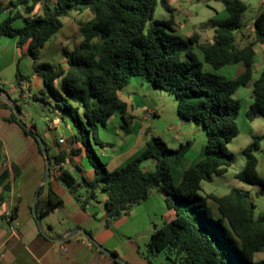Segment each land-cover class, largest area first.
<instances>
[{"label":"trees","instance_id":"obj_1","mask_svg":"<svg viewBox=\"0 0 264 264\" xmlns=\"http://www.w3.org/2000/svg\"><path fill=\"white\" fill-rule=\"evenodd\" d=\"M171 1L10 0L7 4L10 7L24 5L28 14L23 15L18 10L0 22V50L4 36L16 35L19 48L28 46L25 55L31 56L34 69L45 84L41 94L32 97L44 101V106L49 105L54 111L60 109V118L73 123L76 131L71 136V145L81 142L95 170L94 178L88 179L70 168L68 157L80 153V148L71 147L69 151L63 148L55 155L48 154V194L44 201L40 200L45 187L42 185L36 203L37 216L42 219L64 204L50 183L58 165L60 169L55 177L73 192L84 209L98 192L105 193L107 226L147 200L155 188L167 193L165 201L175 214L162 226L154 228L146 254L150 260L165 252L168 264H264V212L256 213L257 203L250 192L232 186L223 195L200 193L204 181H212L214 176L226 173L235 161L229 144L240 133L237 118L241 102L234 93L252 79L255 45L264 42V7L255 18L254 34L242 43L246 26L244 15L248 10L245 0H216L223 3L229 16L202 22V28L213 29V36L208 40H202L199 30H194L187 38L175 32L173 14L176 8ZM158 3L171 14L168 19H154ZM85 11H90L92 17L79 24L81 42L72 49L62 47L68 67L61 62L43 61L40 49L61 30L65 18L73 12ZM20 17H23V26L14 28L13 22ZM195 45L202 51L204 61L214 68L241 62L243 72L226 78L205 71L203 62L193 50ZM136 76L171 93L177 101L178 115L205 130L207 140L203 157L186 168L179 185L175 184L172 170L185 157L191 141L171 148L161 136L152 135L137 157L111 171L93 146L92 137L95 143L106 144L99 139L97 131L115 113L121 114L123 129L131 130L134 117L127 114V103L120 92ZM24 79L30 77L18 66L17 84L20 86ZM58 79L60 86L56 84ZM253 89L255 100L247 112L250 119L264 116V69L254 81ZM23 90L25 88L20 87L21 95ZM0 91L7 94L17 111L1 97L0 106L12 110V121L26 126L19 119L20 104L1 85ZM30 133L36 138L35 129H30ZM262 139L263 135H256L242 149L246 163L235 174L242 182L258 186L257 196H264V178L258 173L255 154ZM43 142L49 150L48 143L44 139ZM6 160L0 142V167ZM146 160L154 161L155 168H144L142 164ZM14 169L18 175L16 165ZM9 175L10 170L5 168L0 184ZM80 186L86 188L85 193H79ZM5 187L10 188V185ZM209 200L217 204L219 215L214 213ZM16 211L11 212L12 219Z\"/></svg>","mask_w":264,"mask_h":264},{"label":"crops","instance_id":"obj_2","mask_svg":"<svg viewBox=\"0 0 264 264\" xmlns=\"http://www.w3.org/2000/svg\"><path fill=\"white\" fill-rule=\"evenodd\" d=\"M245 1H249L247 4L248 9L251 10V15L247 19H245L244 15L246 26L242 32L243 37L241 36L242 43L246 41L247 36H252L254 34L255 18L261 13L264 7V0H258L257 4H252L250 0ZM0 8H2L0 12V22L5 19V13L13 14L18 11V9L4 4L2 0H0ZM23 8L25 9L24 5ZM21 13L23 15L28 14L26 11L25 13ZM175 26L176 24H174V27ZM63 27L58 32L59 34ZM193 32L190 31L187 33L191 35ZM17 41L18 36L16 35L4 36L2 38L0 50L1 86L3 83L2 77H4L6 69L17 63L18 57L25 55L28 51V46H25L23 49L19 48ZM8 46L13 48L15 46V50H13L11 54V60L3 65L1 63L4 56H6ZM45 47L46 45L41 49ZM54 51L55 50L48 51L47 61L56 62L49 60L53 59L52 53H54ZM58 51H62V48H59L57 52ZM255 51L252 79L247 85L239 87L234 93V96L241 102L237 118L240 129L239 135L241 133L248 134L252 139L256 135H263L260 147L255 151L258 157L257 170L259 172L260 158L258 154L264 153V116L259 115L250 119L247 112L255 100L253 89L254 81L260 77L264 69V42L257 43L255 45ZM42 56H44V54ZM59 62H61L65 68L68 67L64 55ZM217 70L216 72L222 76L233 78L243 72L244 65L241 62L227 64L217 68ZM29 77L30 79H24L20 86L16 82L15 88L19 93H21L20 87H26V90L22 91V97H25L27 94L33 96V94H36L33 90L39 91L40 93L44 90L45 84L43 77L35 71L34 65ZM144 83L147 82L142 77H133L129 85L120 92V96L127 103V114L133 115L134 117L129 132H126L122 127L123 121L120 113L113 114L106 121L105 125L99 126L98 131H100V128L107 130L108 122H111L119 130L117 133L118 138L115 140L116 142H113L104 135L101 139H103L102 141L106 144H99L100 146L95 148L102 160L107 163L108 169L119 167L129 159L141 153L146 147L143 133L145 132L146 134L151 131L150 127H144L145 121L149 120L152 115L155 117H163L159 113V108L162 106L159 102L147 97V94H145L144 97L141 96L142 94H137L140 84L143 85ZM56 84L60 86V79L56 80ZM148 86L153 92L161 93L160 91L163 90L150 84H148ZM2 94L7 97L5 92H2ZM0 97L4 98L2 95H0ZM42 105L44 107V104ZM21 109L22 113L19 118L23 119L25 116V114H23L25 107L21 106ZM175 109L177 112L176 99ZM135 111L139 112V114H135ZM55 112L58 116L56 119L51 118L48 122V126L50 129H59L61 133L58 140H54V145L49 146L47 153L49 155H55L63 148L68 151L71 147L80 148V153L70 155V158L68 157V164L74 172L77 171V175H83L88 179H93L95 170L87 158L85 147L81 142H74L71 145V136L76 131L73 123L68 120L64 121L60 118V109H56ZM11 115L12 110L10 108L0 106V142L2 143V150L7 157L4 165L0 167V175L5 168L10 170L9 177L0 184V264H125L119 259L129 264H154L152 258L150 260L146 257L141 239L145 237L146 240H149L154 228L156 226L160 227V225L155 222L156 218L154 217V215L157 214L155 210L156 202L150 201L151 198L159 202L160 207L158 210H165L161 200L162 198L165 200L167 193L162 191V195H160L159 191L157 193L153 192L147 200L138 204L128 214L107 226L105 224V193L98 192L96 197L90 200L87 208L84 209L73 192L55 177L59 173L56 171L60 169L57 165L53 172L55 176L50 178V183L54 191L63 198L64 204L61 207L55 208L47 216L40 219L41 225H39L35 217V212L37 214L36 203L39 196V189L42 185H45V187L40 195V200L44 201L48 194V189L46 187L48 179L45 180L47 156L37 138L33 137L30 133V129H35L36 133H39L34 122H24L26 126L23 127L18 122L12 121L10 119ZM163 115H165V111ZM177 116L178 119L173 115V119L176 122L179 120L176 125H179V123H182L183 126L184 124H190V127L185 128L182 132L191 134L192 132L202 131L205 133L201 125L183 120L178 115V112ZM173 128L174 126L171 123L167 130ZM46 135L48 136L50 133L47 132ZM61 138H64L63 142L60 141ZM93 146H95L94 143ZM205 147L206 141L201 153L196 158L197 161L203 157ZM186 156L187 155L173 167V170L177 168L175 170L178 171L177 178L179 183L183 179L186 168L195 163L194 161L188 160ZM235 162H238L236 174L245 166L246 159L244 154L242 153L240 157H236L235 155L234 163ZM14 165L18 167V175L16 174ZM142 165L147 169L155 168V163L152 160H146ZM76 167H79L81 170L78 171ZM8 184L10 188L5 187ZM242 188L249 191L252 198L254 195L257 196V191L259 189L258 186L252 185H245L242 186ZM78 191L83 194L86 192V188L80 186L78 187ZM41 205L40 203V207ZM15 209H17L15 218L12 220L7 218L4 219L9 212H13ZM164 214L166 215L164 220L167 222L175 213L167 206V210L164 211ZM79 228L85 229L86 233L79 230L72 234ZM147 243L148 242H146V245ZM102 248L116 253L119 259L112 257L102 250Z\"/></svg>","mask_w":264,"mask_h":264},{"label":"rangeland","instance_id":"obj_3","mask_svg":"<svg viewBox=\"0 0 264 264\" xmlns=\"http://www.w3.org/2000/svg\"><path fill=\"white\" fill-rule=\"evenodd\" d=\"M2 1L6 5L9 4L10 2L9 0H2ZM250 2L252 4H257L258 0H250ZM171 3L176 8L175 13L173 14L174 21L176 24L175 32L184 38H187L189 36L187 32L190 31L193 32L194 30H199L202 40L211 39L213 36V29L209 26L202 28L201 27L202 22L207 21L209 19L222 20L229 16L223 3L216 0H207L200 2L196 0H172ZM12 8L21 10V12L25 13V9L23 8L22 5ZM1 11L2 8H0V12ZM5 14L6 16L10 15V13H5ZM170 15L171 14L167 12L160 3L157 4L154 12V19H168ZM250 15H251V10L248 9L245 12V19H247ZM91 17H92V13L90 11H85L82 13L73 12L68 17H66L65 26L63 27L60 34L59 33L54 34L46 43V47L44 49H41V54H40L41 59L43 61H47L48 51L55 50L54 53H52L53 59H49V60L59 62L63 58V53L62 51L57 52V50H59V48H62L63 46H67L71 49L73 46L78 45L83 38V36L80 34L78 30L79 24L81 22L89 20ZM23 24H24L23 17H20L13 22V27L19 28L23 26ZM13 50H15V46L14 48L8 46L6 56H4L1 64L4 65L8 63L9 60H11V54L13 53ZM193 50L198 56V58L203 62L205 71H210L219 74L216 72L218 71L216 68H214L211 64L204 61L203 53L198 46L195 45ZM43 54L44 56H42ZM18 66L20 71L24 75L30 76L33 70V60L31 56L25 55L21 59L20 57H18L17 63L6 69L4 73V77H2L3 78L2 86L7 92H9V94L13 99L17 100V103L20 104V106L25 107L23 113L25 114V116L22 119L23 122H34L42 138L48 143L49 146H52L54 145V140H58L61 131L55 128L50 129L48 126V122L50 121L51 118L56 119L58 115L54 110L50 108L49 105L43 107L42 104H45L44 101L42 102V100L38 98H33L31 95L28 94L25 97H22L19 91L15 88L16 73ZM33 92H35L38 96L41 94L39 91L36 90H33ZM160 92L161 93L153 92L152 89L149 88L147 83H144L143 85L140 84L138 88L137 94H142L141 95L142 97H144V95L147 94V97L155 100L156 102H159L162 105L159 108V113L163 117H155L154 115H152L149 120L145 121L144 127L151 128L150 132L146 134L145 132L143 133L145 142L152 135L161 136L168 144V146L171 148H178L180 143H187L188 141H191L192 144L190 145V148L186 153L187 155L186 158L192 162L193 161L196 162L197 161L196 158L201 153L203 145L205 144L206 134L203 133L202 131L192 132L191 134H188L187 132H182L184 131L185 128L190 127L189 126L190 124H184L183 126L182 123H179V125H176L179 120L176 122L173 119V115L176 117V119H178L177 112L175 109V98L171 93H169L166 90H162ZM137 111H135V114L138 115L139 112ZM164 111H165V115H163ZM171 123L173 124L174 128L167 130V128H169V124ZM47 132H49L50 135L47 136L46 135ZM118 132H119L118 128H116L114 124H112L111 122H108L107 130L100 128V131H98V137L102 141L103 139L101 138H103V136L105 135L106 137L110 138L113 142H116L115 140L118 138L117 135ZM91 139H92V143H94L95 145L94 148H98L100 145L94 142L93 137ZM251 141H252V137L250 135L241 133L240 135L236 136L229 144V150L234 152L236 157H240L242 156L243 153L242 149ZM258 155L260 158V167L258 173L262 178H264V153H259ZM133 158L129 159L126 163H124L121 166H124ZM237 164L238 162L232 164V166L229 167L226 173L222 175L214 176V179L212 181H204L203 190L200 191V193L205 194L208 192H214L218 195H223L227 193L232 186L242 187L245 185H249L235 177V172L238 169ZM175 169L172 170V174L174 176L175 184L179 185V180L177 178L178 171ZM109 170L111 171L113 169H109ZM74 173L77 174V171H75ZM158 191L159 194L162 195V191L159 190L158 188H155L153 190L154 193H157ZM253 199L257 203L256 213L258 214L264 212V196L254 195ZM150 201L156 202L155 210L157 212L156 214L157 216L154 215V217L156 218L155 222L160 226H162L165 222L164 218L166 215L164 214V211L167 210L166 202L162 198L161 201L163 206L165 207V210H161V209L158 210V208L160 207L159 202L155 201L152 198ZM209 205L213 208L214 213L216 215H219L217 204L214 201L209 200ZM141 240H142L141 243L143 244L144 250L147 254L148 243L146 245V242H148L149 240L147 239L148 240L147 241L145 237ZM259 256L262 257L263 255L260 254ZM152 261L154 264H168V260L165 252H161L156 256H152Z\"/></svg>","mask_w":264,"mask_h":264},{"label":"water","instance_id":"obj_4","mask_svg":"<svg viewBox=\"0 0 264 264\" xmlns=\"http://www.w3.org/2000/svg\"><path fill=\"white\" fill-rule=\"evenodd\" d=\"M0 95H2L11 105H14L13 102L8 98V97H5L2 92L0 91ZM14 109L15 111H17V108L14 106ZM20 119V118H19ZM36 138L37 140L39 141L41 147L43 148L44 152L46 153V156H47V168H46V176H45V180H47L49 178V174H50V167H49V156H48V153H47V149L45 148V145H44V142H43V138L41 137V135L39 133H36ZM34 211H35V204H34ZM35 217L37 218L38 220V223L39 225H41V220L38 218L36 212H35ZM81 230L82 232L86 233L85 229L83 228H79V229H76L72 234H74L75 232ZM102 250H104L106 253H108L109 255H111L112 257H115L116 259H119L117 258L113 252L111 251H108L107 249H104L102 248ZM121 260L123 263L125 264H129L127 263L126 261L122 260V259H119Z\"/></svg>","mask_w":264,"mask_h":264},{"label":"built area","instance_id":"obj_5","mask_svg":"<svg viewBox=\"0 0 264 264\" xmlns=\"http://www.w3.org/2000/svg\"><path fill=\"white\" fill-rule=\"evenodd\" d=\"M25 89H26V87H25ZM60 141L63 142L64 141V138H61ZM56 172H59V171L57 170ZM7 219L12 220V218H11V212H9L7 214Z\"/></svg>","mask_w":264,"mask_h":264}]
</instances>
